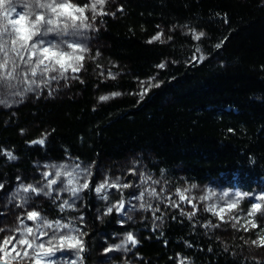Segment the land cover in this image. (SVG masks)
Wrapping results in <instances>:
<instances>
[{
	"label": "trees",
	"instance_id": "1",
	"mask_svg": "<svg viewBox=\"0 0 264 264\" xmlns=\"http://www.w3.org/2000/svg\"><path fill=\"white\" fill-rule=\"evenodd\" d=\"M102 12L82 35L87 51L74 77L0 97V222L6 209L19 211L21 180H35L37 164L49 160L98 167L135 155L175 188L264 184V0H117ZM17 196L35 203L33 193ZM85 199L83 264H93L96 237L126 227L115 213L97 217L92 181ZM148 217L128 246L135 264H264L204 209L171 198Z\"/></svg>",
	"mask_w": 264,
	"mask_h": 264
},
{
	"label": "snow or ice",
	"instance_id": "2",
	"mask_svg": "<svg viewBox=\"0 0 264 264\" xmlns=\"http://www.w3.org/2000/svg\"><path fill=\"white\" fill-rule=\"evenodd\" d=\"M104 2L105 0H94L89 5V0H85L83 6H80L78 3H72L71 0H14V2L0 0V10H3L0 14V97L20 96L24 92L34 91V86L38 88L41 84L49 83V80L67 78L66 74L69 70L72 73L78 72L83 67L81 61L84 59V56L78 53L86 52L87 47H81L72 38L83 35L81 29L91 28V24L86 22L88 19L85 15L86 10H90L95 16L97 4L103 5ZM5 8L7 10H4ZM10 13L14 14L15 18H12ZM101 14L107 13L101 12ZM203 35L204 33L201 32L195 38L198 40ZM155 39L158 40L159 36ZM216 47L219 48L221 45L217 44ZM66 60L68 63L64 62ZM52 73L56 75H51ZM116 95L119 93H113V96ZM100 99L107 100L108 97L102 96ZM0 103L6 101L0 98ZM43 142V140L38 141L41 144ZM7 155L9 159H16L11 153ZM44 175L47 177L52 174ZM55 175L57 179L48 180L44 188L21 184L15 194L22 190L37 196L42 194L51 197L54 192L57 194L71 192L73 197H78L81 189L89 188L88 183H83L78 188L65 187L61 173L57 172ZM67 176V184L72 185V173H67ZM58 180L59 187L53 189V186L58 185ZM3 187L0 184V189ZM103 187L104 185L101 184L100 187L95 188V191L100 192ZM46 188L51 191H46ZM150 194L157 195L155 191ZM224 196H228V193L225 192ZM180 198L184 199L182 193ZM252 198L264 201V195ZM21 200L23 201L19 205L21 208L28 205V197H21ZM67 203L64 201V204ZM63 206L61 205V208ZM235 206V204L227 205L228 208ZM120 207L123 208V202ZM140 207L143 208L144 205ZM214 208L215 206H210L207 210L214 211ZM260 208V203H253L249 214L259 211ZM112 210L111 207L107 209L109 213ZM220 218L223 220V216ZM17 220L19 223L16 227L6 229L0 225V232L4 233V236L0 237V264H83L84 242L80 236L72 234L76 229L71 227L70 223H61L59 220L49 221L36 210L27 211L23 217L18 216ZM25 220L33 222L35 226L26 224ZM251 226L257 227L255 223ZM48 229H51V232L47 231ZM64 229L68 231L65 232ZM126 242L133 245L137 243L132 233H128ZM252 243L264 246V237ZM115 247L119 249L121 245L117 244ZM107 251L113 249L109 248ZM58 254H60L59 259H57Z\"/></svg>",
	"mask_w": 264,
	"mask_h": 264
},
{
	"label": "rangeland",
	"instance_id": "3",
	"mask_svg": "<svg viewBox=\"0 0 264 264\" xmlns=\"http://www.w3.org/2000/svg\"><path fill=\"white\" fill-rule=\"evenodd\" d=\"M116 1L117 0H105L103 5L97 4L95 16H93V13L90 10H86L85 15L88 17L86 22L91 24V28L81 29L82 33L84 34L86 31L90 34V32L97 26L95 17L102 11H111L112 6ZM9 2H14V0H9ZM71 2L78 3L77 0H71ZM93 2L94 0H89V5ZM79 5L83 6V4ZM4 10H7V8ZM2 11L3 10H0V14H2ZM10 16L15 18L12 13H10ZM72 39L78 42L81 47H85V44L82 42V35ZM68 51L70 52L71 50ZM84 53L85 52L78 54L84 56ZM64 62L68 63L67 60ZM76 73H72L71 70H69L66 74L67 78L54 80L56 82L53 87L57 88L58 85L63 83H60L61 80L74 77ZM148 83L149 82L146 81L144 84ZM53 87L51 86L52 89ZM38 93H40V91ZM102 96H107L109 98L113 96V94H105ZM77 165H79V167H77ZM37 167L38 175L35 180H21L19 186L21 184H32L37 188H44L48 180L57 179L55 175L57 172L61 173L64 186L68 188H78L83 183L90 184L92 181L97 217L102 220L112 213H115L117 215V224L126 227L122 232L112 233L110 236L101 233L96 237V250L92 255L93 264H135L132 261L133 258H130L128 255V246L130 245V242H126L128 233H132L136 240L139 236L138 227H141V221L143 218L150 216L152 213L154 214L156 208H158L162 201L171 198L178 199L187 210L204 209L208 211L207 209L210 206H215L214 211L208 212L211 213L214 219L221 224L223 234L226 236L241 234L251 247L249 252L255 257L264 258V246L254 245L252 243V241H258L264 237V201L254 200L252 198L253 196L259 197L264 195V184H260L252 192H247L239 188L222 186L218 182L202 184L182 183L175 188L167 184V182L160 181L157 177L150 175L148 171L146 172V167L141 164L138 157L135 155L129 156L127 160L116 165L107 164L96 167L94 165L82 164L74 160H49L38 163ZM69 172L72 173V185L67 184V173ZM45 173H51L52 175L45 177ZM101 184H103L104 187L100 192H96L95 188L100 187ZM124 185H128V187H124ZM58 187L59 180L58 185L53 186V189ZM45 190L51 191V189L47 188ZM85 191L86 189H81L78 197H73L71 192H60L58 194L54 192L51 197L44 196L46 199H50L54 208L61 213V215H58L59 217L57 220L61 223H70L71 227L76 229L72 234L74 236H80L82 240L83 235L87 233V228L89 227L85 212ZM153 191H155L157 195H151L150 193ZM225 192L228 193V196H224ZM141 193H143L142 197ZM180 193L184 196L183 200L180 198ZM34 195L35 203L31 204L28 202V205L23 208L19 206L18 212H12V208L6 209L5 213H8V221L1 220L0 225L6 229L16 227L19 223L17 217H23L27 211L31 210L39 211L41 216L49 221H57L49 218L50 215L53 216L52 214L48 217V212L42 210V206L45 205L43 201L44 199L42 198L43 195L41 194L40 196H37L33 193V196ZM104 197H107V199ZM201 197H205V199H201ZM16 200L21 201L20 204L18 203L19 205L23 203L17 194L14 195V203ZM64 201H67L68 203L64 204ZM121 202H123V208L120 207ZM253 203H260L261 208L259 211L250 215L249 213L251 212V205ZM228 204H235L236 206L234 208H228ZM1 205L4 206V203ZM61 205H64L63 208H61ZM141 205H144V207L141 208ZM193 205H195V207H193ZM109 207L113 209L111 213L107 211ZM147 207L150 208L148 209ZM221 216H223V220H221ZM25 223L33 227L35 226L31 221L25 220ZM253 223H255L257 227L253 228L251 226ZM47 231L51 232V229H48ZM63 231L67 232L68 230L64 229ZM3 236L4 233L0 232V237ZM46 239L47 238H45V240ZM117 244L121 245L119 249H116L115 247ZM109 248H112L113 251H107ZM65 255H68V253H65ZM59 258L60 254L57 255V259ZM178 264L190 263L184 260L179 261Z\"/></svg>",
	"mask_w": 264,
	"mask_h": 264
}]
</instances>
